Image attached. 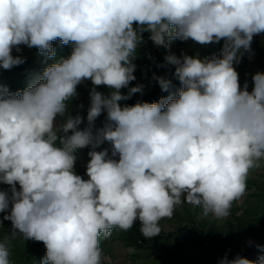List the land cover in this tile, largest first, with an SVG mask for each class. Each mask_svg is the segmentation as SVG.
<instances>
[{
    "label": "clouds",
    "instance_id": "9594fccd",
    "mask_svg": "<svg viewBox=\"0 0 264 264\" xmlns=\"http://www.w3.org/2000/svg\"><path fill=\"white\" fill-rule=\"evenodd\" d=\"M144 32L158 47L177 39L223 46L203 59L166 55L159 66L174 67L178 93L122 106L143 91L120 90L136 79ZM262 33L264 0H0V68L25 62L12 54L20 45L47 59L55 57L57 39L72 45L26 89L0 86V185L8 186L0 189V213H8L12 236L42 242L43 264H102L101 236L127 231L136 220L152 239L184 203L227 218L264 161V73L252 76L248 91L234 67ZM155 79L161 91L172 89L171 79ZM84 80L111 92L91 89L88 126L80 130L84 117L69 113V101ZM102 113L107 123L94 138ZM104 141L111 156L95 150ZM89 145L84 179L74 153ZM0 264H12L3 242ZM219 264H264V255L255 262L225 255Z\"/></svg>",
    "mask_w": 264,
    "mask_h": 264
},
{
    "label": "trees",
    "instance_id": "16d2710c",
    "mask_svg": "<svg viewBox=\"0 0 264 264\" xmlns=\"http://www.w3.org/2000/svg\"><path fill=\"white\" fill-rule=\"evenodd\" d=\"M149 33L142 34L144 43H142L136 51V58L134 63L136 69L134 71L135 80L131 81L127 88L121 89V93L127 95L131 87L137 85L143 86L141 93H135L131 98L122 100L121 105H134L137 102H158L162 98H167L170 94H176L182 88L180 82L174 77V67L169 65L160 67L164 64V57L168 54L177 52L181 45L188 44L191 40L181 41L179 39L173 40L169 43L168 47L156 46L150 39ZM151 46V47H150ZM223 46V40L219 43H211L205 47L203 56L200 58L208 57L209 54L219 56L220 50ZM53 49L56 53L54 58L47 59L45 55L41 54L35 47L28 48L26 45L22 46V50L17 52L13 48V56H22L25 62L19 66H14L10 70L0 68V86H6L10 92L22 91L27 88L30 81L37 74L42 73L45 67L58 62L61 58H67L72 51V45H64L59 39L53 42ZM195 54V53H194ZM179 57V54H175ZM255 58L257 64L256 73H264V33L255 35L251 44V52L244 53L242 63H240L239 70V84L241 89L247 84L248 91L253 88L252 76L256 73H246L250 70L252 62L250 58ZM155 77H164L172 80L173 87L169 92L161 91L159 84ZM96 87V90L108 95L111 90L106 86H94L90 80H84L77 86V96L69 101V113L72 116L77 114L84 117V122L79 126L80 130L85 129L87 125L86 112L88 111L87 103L81 99L84 94L90 93L91 89ZM82 105V107H80ZM56 123L63 122V118L57 117ZM106 113H102L92 126V134L95 138L98 130L102 129L105 124ZM71 134V133H70ZM57 146H60L59 144ZM107 149L109 156L113 150L111 142H102L95 150L101 151ZM92 150L89 145L86 148L78 149L74 153L77 157L76 164L79 165L76 173L81 175L84 179L86 176V165L90 159L88 152ZM264 182L257 183V181H249L247 188H253L254 191L246 193L242 198L235 201L231 207L230 214L233 219L223 220L214 216H204L197 218L200 212H203L200 207H192V210H185L183 213H190L191 218L188 222H182V216L177 215L174 226L171 230L160 232V235L146 239L140 234V221L136 220L133 227L127 231H122L119 228L113 229L112 235L105 239L101 236L100 247L103 251L102 264H106L105 257L111 254L114 248V242L120 241L126 247L132 249L128 255L127 262H132L136 256L140 258H151L160 249L166 246H171L175 250H181L193 238L201 239L204 237L208 244L212 242L211 247H220L222 251L226 252L230 259L235 258L237 255L245 257L252 261H257L264 252L257 250V247L249 246L245 249L241 247L242 239L252 236L254 230L260 228L264 222ZM19 189V185H17ZM0 189L8 190L7 185H0ZM254 198V199H252ZM252 199V200H251ZM241 200V202H240ZM245 204L242 210V216L236 213L238 209L235 203ZM11 207V206H10ZM8 213H0V242L7 244L10 252V260L12 264H43L46 255V248L42 242L34 240H25L22 235L17 234L12 236V224L9 220H3V216Z\"/></svg>",
    "mask_w": 264,
    "mask_h": 264
},
{
    "label": "rangeland",
    "instance_id": "374dc122",
    "mask_svg": "<svg viewBox=\"0 0 264 264\" xmlns=\"http://www.w3.org/2000/svg\"><path fill=\"white\" fill-rule=\"evenodd\" d=\"M191 40V39H189ZM210 45V44H209ZM22 46H19L20 51L22 50ZM207 45H200L195 43L191 40L190 43L181 45L179 50L176 52H173L174 54H179V57H182V55H189V56H203L205 51V47ZM151 47V46H150ZM195 53V54H194ZM212 55L209 54L208 57H211ZM250 61L252 62V65L250 66V70H246V73H256L257 64L255 63V58L253 56L250 58ZM240 63H242V59L239 63H235L234 67L236 68V71L239 72L240 70ZM251 91V90H249ZM85 96H82L81 99L84 100L89 108L90 105V96L89 93L84 94ZM121 103V101L119 102ZM87 116V112H86ZM58 120V119H57ZM59 124V123H58ZM118 159V157H117ZM79 168V165H75V171ZM249 181H257V183L264 182V161L261 162L260 168L253 169L248 177L247 185ZM264 186V184H262ZM254 191L253 188H247L246 193H251ZM254 199V198H252ZM251 199V200H252ZM241 202V200H240ZM239 201L235 203L237 205L238 209L236 210L237 214H240L242 216V210L245 206V204L240 203ZM193 205L184 203L182 205L177 206L174 215L171 218L163 219L160 221V227L162 231H169L174 226L175 220L177 218V215L182 216V222H188L189 218H191L190 213L188 212L183 213L185 210H192ZM209 216H213L211 214H208ZM204 216L203 212H200L197 218H202ZM227 219H233V215H229L227 218H222L220 223L223 220ZM141 234V233H140ZM142 235V234H141ZM143 236V235H142ZM212 242L208 244V241L201 237V239L193 238L189 243H187L181 250H175L171 246H166L163 249H160L157 253H155L151 258H140V256H136V259L132 262H127L128 255L130 252H132V249L129 247H126L122 244L120 241L114 242V248L111 250V254L105 257L106 264H219V261L227 255L226 252L222 251L220 247H211ZM257 245H264V222L263 225L260 226L259 229L254 230L252 236L245 237L242 239L241 247L243 249L253 246L256 247ZM228 257V255H227ZM231 260L230 258H228Z\"/></svg>",
    "mask_w": 264,
    "mask_h": 264
}]
</instances>
